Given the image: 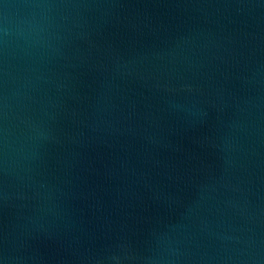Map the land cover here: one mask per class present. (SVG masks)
Returning a JSON list of instances; mask_svg holds the SVG:
<instances>
[{"label":"water","instance_id":"95a60500","mask_svg":"<svg viewBox=\"0 0 264 264\" xmlns=\"http://www.w3.org/2000/svg\"><path fill=\"white\" fill-rule=\"evenodd\" d=\"M0 264H264V0H0Z\"/></svg>","mask_w":264,"mask_h":264}]
</instances>
